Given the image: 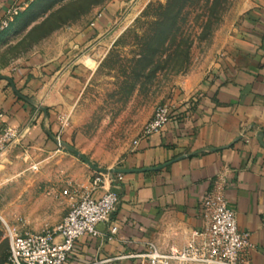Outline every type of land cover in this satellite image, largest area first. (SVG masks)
Returning a JSON list of instances; mask_svg holds the SVG:
<instances>
[{"label":"crops","instance_id":"obj_1","mask_svg":"<svg viewBox=\"0 0 264 264\" xmlns=\"http://www.w3.org/2000/svg\"><path fill=\"white\" fill-rule=\"evenodd\" d=\"M33 1L0 0V23L19 6L0 40ZM94 24L89 35L99 28ZM85 35L70 41L69 57L51 77L46 73L51 61L66 50L45 60L33 56L0 68V75L10 77L15 86L0 78V131L4 125L21 131L10 147L18 146L29 156L61 151L49 134L64 140L56 108L62 112L70 106L74 89L80 87L79 73L97 63L94 54L72 58ZM74 65H79L78 77L71 73ZM259 132L264 142V0H252L228 44L176 103L170 121L160 131L142 136L121 160L118 167L129 170L121 179L115 173L104 174L101 186L117 192L120 203L98 224L102 235H83L64 264H142L138 254L152 245L163 251L185 246L195 230L205 227L201 201L213 188L223 190L236 210L239 228L249 233V263L264 264V145ZM68 177L66 173L60 180L74 181L79 193L93 189L90 174ZM103 190L99 187L93 194ZM113 227L117 232L111 234Z\"/></svg>","mask_w":264,"mask_h":264},{"label":"rangeland","instance_id":"obj_2","mask_svg":"<svg viewBox=\"0 0 264 264\" xmlns=\"http://www.w3.org/2000/svg\"><path fill=\"white\" fill-rule=\"evenodd\" d=\"M251 1L34 0L0 40V68L66 50L51 61L46 72L51 77L69 57L70 41L85 32L72 58L94 54L97 63L79 73L83 87L73 88L70 106L62 112L54 107L59 129L97 166L118 167L156 107L183 99L210 68ZM94 23L99 28L89 35ZM100 33L94 46L87 45ZM78 67L71 69L74 77ZM10 145L0 154V215L19 230L41 231L65 216L74 199L63 191L79 193V187L60 180L64 174L69 179L107 174L62 146L29 156ZM5 222L0 218V264L9 255Z\"/></svg>","mask_w":264,"mask_h":264},{"label":"built area","instance_id":"obj_3","mask_svg":"<svg viewBox=\"0 0 264 264\" xmlns=\"http://www.w3.org/2000/svg\"><path fill=\"white\" fill-rule=\"evenodd\" d=\"M18 10L19 6L9 11L8 17L0 23V32L9 26ZM175 105L159 104L142 136L160 131L170 121ZM20 136L18 128L4 125L0 131V154ZM115 174L122 178V173ZM103 176L94 177L92 190L78 193L76 189L77 193H74L64 189L63 193H70L74 203L53 227L41 231L19 230L11 227L0 215L9 238L7 264H64L83 235H102L98 224L107 221L120 203L117 192L101 186ZM99 187L104 190L95 196L93 191ZM201 204L205 227L195 230L183 247L163 251L152 245L149 251L138 254L142 264H250L246 253L251 247L249 233L239 228L236 210L229 205L223 190L213 188L203 196ZM116 232V227L111 228V234Z\"/></svg>","mask_w":264,"mask_h":264},{"label":"water","instance_id":"obj_4","mask_svg":"<svg viewBox=\"0 0 264 264\" xmlns=\"http://www.w3.org/2000/svg\"><path fill=\"white\" fill-rule=\"evenodd\" d=\"M0 78H5L8 79L10 82H12L11 78L5 75H0ZM13 84V82H12ZM13 87L15 88L14 84ZM46 111V108H43ZM49 134L52 136V138L55 140V142L62 146L67 148L68 150H70L73 154H75L76 156L80 157L85 163H87L92 169H94L97 172H101V173H122V172H126L129 169L126 168H121V167H101V166H97L96 164H94L89 158L88 156H86L83 152H81L77 147H75L74 145L70 144L69 142L60 139L59 137H55L51 132H49ZM262 132L258 133V138L260 140V142L264 145V142L262 140Z\"/></svg>","mask_w":264,"mask_h":264},{"label":"trees","instance_id":"obj_5","mask_svg":"<svg viewBox=\"0 0 264 264\" xmlns=\"http://www.w3.org/2000/svg\"><path fill=\"white\" fill-rule=\"evenodd\" d=\"M34 5V2H32L31 4H30V6H29V8L27 9V10H29V9H31V7Z\"/></svg>","mask_w":264,"mask_h":264}]
</instances>
